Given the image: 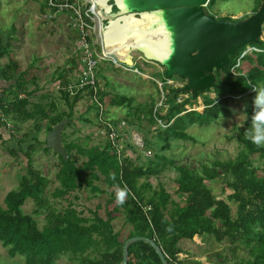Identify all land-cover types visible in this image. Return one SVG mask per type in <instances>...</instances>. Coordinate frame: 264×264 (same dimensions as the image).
<instances>
[{"label": "trees", "instance_id": "obj_1", "mask_svg": "<svg viewBox=\"0 0 264 264\" xmlns=\"http://www.w3.org/2000/svg\"><path fill=\"white\" fill-rule=\"evenodd\" d=\"M45 1L42 8L48 5V0ZM216 1H208V12ZM256 3L253 12L264 4V0ZM53 8L57 10L58 6ZM16 31L15 25L0 28V59L9 58L7 63L0 64V77L6 82H14L13 86L4 88L5 91L10 90L11 97H6L9 92H2L0 108L17 123H31L28 130L15 140L17 147L9 149L12 156L23 154L27 161L17 177V186L5 193L0 204V244L8 248L11 257H23V263L15 261L13 264H64L60 262L64 258L70 264H121L124 242L134 236L154 240L169 264H201L199 259L182 260L179 257L184 251L179 242L183 239L193 241L197 236L209 241L211 246L218 243L228 250L229 255L225 251L216 252V261L208 256L210 264H264V161L262 165L255 163L257 158L264 159V142L257 143L254 133L257 129L254 101L264 90V38L239 48L223 69L215 71L216 84L198 96L170 84L179 78H167L164 69L153 72L154 78L162 84V91L158 92L155 102L156 108L161 110L156 109L155 113V104L144 112L140 105L132 107V97L116 92L104 93L101 70L104 64H108V59L102 60L105 63L99 61L96 69L99 100L107 98L110 106L129 108L122 119L126 124L136 122L135 119L141 121L146 116L154 128L146 130L143 136L144 149L150 150L152 155H145L142 159L135 145L127 146L134 156L124 153L123 146L117 142L120 133L116 130L121 120H105V113L100 112L96 103L90 102V108L95 111L93 119L87 116V112L74 116L76 103L84 98L90 101L93 89L90 86L80 88L75 83L78 75L71 81L67 69L51 74L52 79L55 77L59 81L57 99L65 102L67 110L60 109L50 93L36 94L38 100L33 101L39 75L34 74L32 80L26 79L29 71H20L18 61L11 58L14 40L18 41ZM134 65L139 73L143 71L138 64ZM30 68L35 67L32 65ZM152 82L157 90V83ZM166 86L172 87L171 93L168 90L165 93ZM21 93L23 96L20 97ZM184 95L186 97L179 100ZM200 97L202 111L194 106ZM238 100H244L245 117L243 125L234 121L230 139L236 140L239 146L234 156L224 160L199 161L193 166L189 161L191 158L183 162L182 153L176 154L182 162L170 154L165 155V151L173 148V141L195 142L196 137L187 132L189 127H208L223 118H234L229 103ZM64 119L62 144L68 154L67 159L48 148L45 139L38 141L37 137H31L40 131L46 134ZM79 121L84 125L94 124L97 130L83 136L76 124ZM67 128H72L71 132H67ZM150 131L154 133L153 138L148 137ZM97 134L101 140L91 143ZM36 143L44 146L42 152L45 155L49 154L46 151L58 155L55 173L58 185L52 191L48 189L50 179L34 164V154L38 151ZM256 153L258 157H254ZM167 169L177 175L175 198L159 180ZM151 177L156 178V185L150 182ZM206 181L220 182L231 192L225 198H218ZM84 188L93 195L106 193L107 202L117 201L115 207L108 210L105 217L91 209L86 215L73 203L74 199H79L73 192ZM51 195L61 204L60 209L52 207ZM28 201L33 206L31 212L23 209ZM62 201L67 204L63 206ZM120 212L125 223L131 226L124 238L119 230L115 231L112 223ZM206 252L209 254L210 251ZM128 254L127 264H163L153 246L144 240L131 243ZM0 264L4 263L0 260Z\"/></svg>", "mask_w": 264, "mask_h": 264}, {"label": "rangeland", "instance_id": "obj_2", "mask_svg": "<svg viewBox=\"0 0 264 264\" xmlns=\"http://www.w3.org/2000/svg\"><path fill=\"white\" fill-rule=\"evenodd\" d=\"M87 1L89 0H84L83 5L88 3ZM106 1L107 0H94V3L99 5L97 11H100V14L104 17V29L102 30L104 33L107 30L110 31L111 26L118 27L119 24L126 27L129 25L133 31L138 32L139 28H146L147 19L150 17L152 18L154 13L143 12L140 16L135 14L137 17L133 13H130L120 17L114 16L111 18L109 16L116 15L115 13L118 12V9L114 0H109L107 3ZM256 2L257 0H217L210 12L218 19L234 20L239 17L246 18L254 13V8L257 5ZM43 4H46L45 0H0V28L3 26L11 27L12 25L17 27L15 38L18 37V41L14 40L16 42L15 46H13L14 53L11 55V58L19 59L21 63L20 71L25 69L29 71V75H27L26 79L32 80L34 74L39 75L37 88L35 87L37 95H41L43 93L48 95V93H50L52 98L58 102L59 108L67 110L65 102L57 99L60 90L58 85L59 81L55 77L52 79L51 74L55 71H61V69H67V73L70 74L71 81H73L81 69L83 45L78 39L79 32L77 33L78 30H76L74 25L75 20L70 15V11L63 10L61 12L58 11L51 14L48 12L49 10L47 7H41ZM110 6H112V10H110ZM110 19L112 20V23H109ZM72 22H74L73 25H71ZM263 38L264 25L262 27L261 39ZM103 42L105 44V50L107 49L105 52V54H107L103 61L106 58L108 59V64H104L101 70L102 75L104 76L102 78L103 80H101V87L104 93L116 92V94L128 95L133 98L132 107L135 108L141 105L140 108L144 109V112H148L149 108L155 104L153 108V113H155V110L157 109V104L155 102L158 99V92L162 91V84L154 78L152 73L155 71H162L164 68L156 65V62L150 58H147L141 50H138L133 46L120 45L113 37V34L107 37L104 36ZM129 45L142 46L138 43H130ZM112 56H116V60L124 63L127 62L121 60V57H129L131 61L135 60L136 63L139 64L138 67H141L140 65L142 63L143 71L141 72V77L135 74V71H137L135 69H132V71L129 72L112 66ZM143 58L145 60H143ZM2 61L4 62V59ZM2 61L1 63H3ZM103 61L102 63H105ZM32 65L35 68L29 69ZM113 65L117 66L118 64L113 63ZM151 80L157 83L159 90H156L155 84ZM169 83L176 87H182L185 82L180 79H174ZM30 84L32 85L33 83ZM164 90H166L165 93L168 91L171 93L172 87L168 88L166 86L164 87ZM37 95L32 98L34 102L38 100ZM7 96L8 94H6V97ZM210 96L213 97L214 94L211 93ZM183 97L186 96H180L179 100ZM201 102L202 98L200 97L199 102L194 103V106H198L195 108L198 111L203 110V104ZM105 106V120H121V123L117 126V132L120 133L119 140L117 142L120 147L123 146L122 149L124 153L134 156L135 154L132 153V149L127 146L135 145L136 150L140 153L142 159H144L145 155H152V152L150 150H145L143 145V136L146 130H154L146 116H143L141 121L135 119L136 122L126 124L122 119H124L127 111L130 110L129 108L124 106H110V104ZM90 107V101L86 98L79 100L73 109L74 116L77 117L81 113L87 112V116L90 119H93L95 111ZM229 107L233 112L234 118H223L219 120V122L211 124L208 127H189L187 132L196 137L195 142L191 140L173 141V148L171 151H165V155L170 154L175 157L177 161L182 162V160L178 159L176 155L182 153V156H184L182 158L183 162H187L191 158L189 161L193 163V166L199 163V161H212L214 159L224 160L229 156H234L237 153L239 146L236 140H231L230 137L234 131V121L235 123L243 125L242 120L245 117L243 113L244 100L230 102ZM157 110L159 111L161 108L159 107ZM8 119L11 125H16L17 121L15 118L11 119V116H8ZM76 124L80 126L81 134L83 136L92 131L95 133L97 130V126L94 124H92V126L84 125L82 121H79ZM30 125V121L20 122L17 125L20 127L19 131L12 128L14 131L12 135L15 136L12 138L19 139L22 133L28 130ZM71 130L72 128L66 129L67 132H71ZM254 133L257 135V129H255ZM100 134L103 135L104 132H100ZM153 136L154 133L150 131L148 137L153 138ZM45 137L46 134L42 133L41 138L44 140ZM99 140H101V138L97 134L91 143H95ZM153 141L155 140L153 139ZM261 142H264V140ZM13 145L16 146V144L12 143L2 144V141H0V204H2V199L5 193L17 186V177L22 173L21 170L27 161L23 154H21V156L19 155V157L12 156L10 154L9 148ZM35 147L38 151L35 154L34 152L32 153L34 154V164L43 172V174L48 176L50 179L48 189L52 191L58 185L55 178V173L58 170V155H56L53 151H46L49 154L45 155L44 152H42V150H44V146L40 143H36ZM254 157H258V153H256ZM262 161H264V159H255L256 164L262 165ZM176 176L175 171L167 169L160 175L159 179L165 185L167 191L173 194L174 198L176 197L174 193L176 190ZM150 182H152L153 185H156L157 180L155 177H151ZM206 183L212 187L213 192L218 196V198H225L226 195L231 192L220 182L206 181ZM102 187H105V185L102 184ZM73 194L79 196V199H74V205L78 210L84 211L86 215L89 214V209H91L97 210L99 215L105 217L106 212L113 209L117 202L115 201L109 203L106 201L108 199V195L106 193H94L93 195V193L86 188L74 191ZM49 200L53 204V208H61V204L57 203L52 195L49 197ZM62 202L63 206L67 204L66 201ZM23 209L31 212L33 209L31 201H28L23 206ZM234 212L235 207L233 205V213ZM117 215L118 216H116L112 223L115 231L119 230L121 232V237L124 238V236H126L128 231L131 229V226L125 223L123 213L120 212L117 213ZM41 218H39L40 222ZM208 242L209 241H204L198 236L195 237L193 241L188 239L181 240L179 245L182 249H184V251L179 255V257L182 258V260L188 258L194 260L199 259L201 264H210L207 261L208 256H212L211 260L216 261L217 257L214 256L216 252L228 251L226 248L223 249V246L218 243H214L211 246ZM206 250L210 251L209 254ZM213 250L215 251L213 252ZM17 258L16 256L11 257L8 253V248H5L0 244V260L2 263L13 264L15 261L23 263V257ZM60 262L70 264L65 260V258L60 260ZM232 263L233 262H230V264Z\"/></svg>", "mask_w": 264, "mask_h": 264}, {"label": "water", "instance_id": "obj_3", "mask_svg": "<svg viewBox=\"0 0 264 264\" xmlns=\"http://www.w3.org/2000/svg\"><path fill=\"white\" fill-rule=\"evenodd\" d=\"M114 1L118 9L116 15L133 13L140 16L143 12H159L166 26L165 49L161 58L150 59L164 67L167 78L183 79L182 89L193 92L194 96L216 84L215 71L223 69L239 48L258 43L262 37L264 4L246 18L230 20L217 19L210 14L206 8L208 0H146V7L132 6L125 11ZM65 123V119L61 120L46 133V146L67 159L62 144ZM138 240L150 243L162 263L169 264L160 246L143 236L130 237L124 242L121 264H127L128 246Z\"/></svg>", "mask_w": 264, "mask_h": 264}, {"label": "built area", "instance_id": "obj_4", "mask_svg": "<svg viewBox=\"0 0 264 264\" xmlns=\"http://www.w3.org/2000/svg\"><path fill=\"white\" fill-rule=\"evenodd\" d=\"M84 0H48L49 6H58L60 11H70L75 20V27L79 32V40L83 45L81 69L78 73V80L75 81L80 88L90 86L93 89V99L96 98V69L99 61L106 57L105 50L102 47V30L103 18L98 15V4L87 1L83 5ZM93 4V5H92ZM92 5V6H90ZM111 10V9H110ZM90 38V41L87 40ZM250 49V48H249Z\"/></svg>", "mask_w": 264, "mask_h": 264}, {"label": "bare ground", "instance_id": "obj_5", "mask_svg": "<svg viewBox=\"0 0 264 264\" xmlns=\"http://www.w3.org/2000/svg\"><path fill=\"white\" fill-rule=\"evenodd\" d=\"M116 1L118 2L119 6L122 8V11L129 9L132 6L146 7L147 5L146 0H116ZM92 2H94V0ZM99 14L100 11H98V15ZM122 15L125 14L123 13L121 15H115V17H120ZM101 17L103 16L101 15ZM109 23H112L111 19ZM165 27L166 26L164 22L159 17V12L154 11L152 18L150 17L147 19L146 28L143 29L139 28L138 32L133 31L132 28L129 27V25L126 27L122 24H119L118 27L111 26L110 31L107 30V32H105L104 35L107 37L113 34V37L117 40V42L120 45L130 46L129 45L130 43L141 44L142 46H134V45L133 46L134 48L141 50L146 57L161 58L164 54L165 42H166ZM102 44H103L102 45L103 49H105V44L103 41ZM121 60L131 63L130 58L125 56L121 57Z\"/></svg>", "mask_w": 264, "mask_h": 264}, {"label": "crops", "instance_id": "obj_6", "mask_svg": "<svg viewBox=\"0 0 264 264\" xmlns=\"http://www.w3.org/2000/svg\"><path fill=\"white\" fill-rule=\"evenodd\" d=\"M47 8H48V12H50L51 14H53V13H56V12H61L60 10H56V9H54L53 7H50L49 5H47ZM70 15L72 16V18H73V14L72 13H70ZM73 23L74 22H72L71 23V25H73ZM77 30V29H76ZM77 33H78V31H77ZM78 39H79V37H78ZM130 46H133V45H130ZM134 47V46H133ZM14 52H12V54H13ZM129 58V57H128ZM4 59V62L2 61ZM5 59H6V61H5ZM8 60H9V58L7 57V56H5V57H3V58H1L0 59V64L1 65H3V64H5V63H7L8 62ZM14 60H17L18 61V63H19V69L21 68V63H20V61H19V59H16V58H14ZM1 61L3 62V63H1ZM113 66V65H112ZM116 68H118V69H121V70H124V69H122L121 67H117L116 66ZM22 71V70H21ZM126 71H129L130 72V70H126ZM13 86L14 85V82L13 81H11V82H6V81H4L1 77H0V97H2L3 96V93L2 92H4V93H7V92H9V94H8V98H10L11 97V95H10V90L8 91H5L4 90V88H6V87H9V86ZM34 87V86H33ZM35 88V87H34ZM96 88H98V83H97V87ZM96 91H98V90H96ZM37 94V92H35V95ZM98 95V94H97ZM21 96H23V93H21L20 94V97ZM128 96V95H127ZM130 97V96H129ZM98 100H99V96H98ZM108 104V99L106 98L104 101H100L99 100V103L97 104V106H98V108H99V110L101 111L102 110V112H104L105 113V109H106V106L105 105H107ZM141 106V105H140ZM19 123H17V125H18ZM17 125H11V123H10V121H9V119H8V116L1 110V108H0V141H2V144H5V143H12V144H16V146H12V147H10L9 149H12V148H16L17 147V143H16V139H13L12 138V134H13V130H12V128H14L16 131H19L20 130V127L19 126H17ZM42 133H45L44 131H40L39 133H34V134H32L31 135V137H37V139H38V141H43V138H41V135H42ZM42 139V140H41ZM169 151H171V150H169ZM21 156V155H20Z\"/></svg>", "mask_w": 264, "mask_h": 264}, {"label": "clouds", "instance_id": "obj_7", "mask_svg": "<svg viewBox=\"0 0 264 264\" xmlns=\"http://www.w3.org/2000/svg\"><path fill=\"white\" fill-rule=\"evenodd\" d=\"M107 1H109V0H107ZM209 1V0H208ZM107 3V2H106ZM110 9L112 10V6H110ZM218 19V18H217ZM236 20H238V19H236ZM103 29H104V25H103ZM105 50V49H104ZM107 54V53H106ZM114 55V54H113ZM108 57V56H107ZM104 59V58H103ZM102 59V60H103ZM107 59V58H106ZM113 59V60H112ZM112 62L114 63V64H118L117 65V67L119 66V67H121L122 69H124V70H130V71H132V69H135V70H137V71H135V73L136 74H140L141 75V73H139V71H138V69L137 68H134V64H137L136 63V61L135 60H132L131 61V63H129V62H127V63H124V62H120V61H118V60H116V56L115 57H113L112 56ZM101 60V61H102ZM143 60H145L144 58H143ZM142 60V61H143ZM154 61V60H153ZM145 62V61H144ZM113 65V64H112ZM139 65V64H138ZM114 66H116V65H114ZM129 66V67H128ZM141 67H143V64L141 63V65H140ZM96 75H97V73H96ZM96 79H97V77H96ZM141 79V78H140ZM179 79H181V78H179ZM182 81H184V80H182ZM183 87V86H182ZM96 90H98V88L96 89ZM91 97H90V102H94V103H96V105L99 103V100H98V95H97V91H96V98H97V101H95L94 99H93V96H92V94L90 95ZM254 103H255V105L257 106V111H255V113H254V116H255V121H256V128H257V135L255 136V140H256V142L257 143H260L262 140H264V90H261L260 92H259V94L256 96V98H255V101H254ZM110 121V120H109ZM125 123V122H124ZM120 124V123H119ZM118 124V125H119ZM117 125V126H118ZM117 129H118V127H117ZM117 131V130H116ZM45 140H46V137H45Z\"/></svg>", "mask_w": 264, "mask_h": 264}, {"label": "flooded vegetation", "instance_id": "obj_8", "mask_svg": "<svg viewBox=\"0 0 264 264\" xmlns=\"http://www.w3.org/2000/svg\"><path fill=\"white\" fill-rule=\"evenodd\" d=\"M159 17H160V15H159ZM119 20V19H118ZM105 32H107V31H105ZM104 32H102V41H103V38H104Z\"/></svg>", "mask_w": 264, "mask_h": 264}]
</instances>
